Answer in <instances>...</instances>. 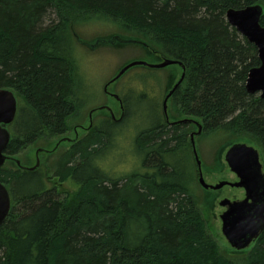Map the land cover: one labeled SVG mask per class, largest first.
Listing matches in <instances>:
<instances>
[{
	"label": "trees",
	"instance_id": "obj_1",
	"mask_svg": "<svg viewBox=\"0 0 264 264\" xmlns=\"http://www.w3.org/2000/svg\"><path fill=\"white\" fill-rule=\"evenodd\" d=\"M255 4L264 0H0V88L19 99L6 153L68 131L83 92L74 27L98 19L185 67L170 98L171 122L195 119L200 135L254 145L264 164V97L246 87L261 61L226 18L229 9ZM172 66L182 76V66ZM157 92L143 82L136 102ZM119 96L121 117L98 119L54 163V176L73 187V197H62L40 168H0L12 198L0 225V264H264V232L235 254L209 232L198 205L193 124L169 123L161 100L137 115L132 99ZM103 123L120 136L116 156H100L112 138Z\"/></svg>",
	"mask_w": 264,
	"mask_h": 264
},
{
	"label": "rangeland",
	"instance_id": "obj_2",
	"mask_svg": "<svg viewBox=\"0 0 264 264\" xmlns=\"http://www.w3.org/2000/svg\"><path fill=\"white\" fill-rule=\"evenodd\" d=\"M74 29L78 37L84 42H79L76 50V58L80 65L79 84L82 85L81 89L83 88V92L80 93L77 101L78 110L68 119L69 128L64 135H45L36 143L18 153L16 157L21 160L23 165L34 166L36 164L35 153L39 148L51 149L61 138H74V128L76 126L89 125V113L93 108L108 105L113 110L115 116L117 118L120 117L119 102L116 98L105 92V86L109 84L110 80L124 65L131 61L144 60L149 63H158L163 60V57L152 51L149 46L140 43L139 40L142 38L119 31L120 28L118 29L112 22L98 19L81 20ZM180 77V67L177 66H169L162 69L135 67L123 75L116 83H111L109 90L118 95H120L121 91L126 96L128 95L133 102L132 109L138 115L139 108L143 107L150 111L156 105L154 104L155 101L157 104L160 100L163 102L165 97H163L164 83L166 82V94ZM143 82H145L146 86L158 89L156 99H153V95H151L143 103L136 102L135 88ZM137 115H132L129 120V128L133 130L136 129L133 126ZM101 117L111 118L107 110H100L95 113L93 123H96ZM101 127L109 129L112 138L108 148L100 151V156L101 158H105L109 154L115 155L116 149L121 142L120 136H116L114 128H111L107 123H103ZM9 129L12 130L11 127ZM196 130H198V126L193 124L191 132ZM126 131L125 128L124 133ZM85 134V132L80 131L79 138H82ZM199 136L195 140L202 160L206 181L210 184H216L218 181L225 179L229 181L237 180L236 174L231 171L225 160V153L232 141L223 142L226 137L222 133ZM70 146L71 142L65 141L49 156H46L44 153L41 154L39 168L44 171L47 179L57 187L62 197H67V195L73 197L74 191L69 183H62L59 177L54 176V163ZM127 158L130 159V157ZM5 166V168L18 169L15 161H8ZM199 187L200 197L198 205L205 216L209 232L216 238L224 251L230 254L246 253L247 250L237 251L233 249L223 235L220 215L225 208L219 204L225 197L231 199L243 198L245 196L244 189L227 186L220 191H208L204 190L201 186Z\"/></svg>",
	"mask_w": 264,
	"mask_h": 264
},
{
	"label": "water",
	"instance_id": "obj_3",
	"mask_svg": "<svg viewBox=\"0 0 264 264\" xmlns=\"http://www.w3.org/2000/svg\"><path fill=\"white\" fill-rule=\"evenodd\" d=\"M263 15L264 5L262 4L250 5L241 9L232 8L226 13L228 22L257 47L261 64L250 70L246 87L248 92L253 94L259 93L262 97H264V26L261 24ZM141 42L143 45H147V43ZM172 65H180L184 71L180 79L164 97V113L169 123L177 124L188 122L198 125V130L191 133V144L198 168V182L204 190H218L227 184L231 187L243 188L245 190L244 198L234 200L224 198L219 204L225 208L220 215L223 235L233 249L237 251L246 250L250 248L264 232V164L259 148L246 142L232 143L225 153V160L238 179L236 181L223 180L217 184H210L206 181L202 160L195 140L196 136L202 133L203 125L191 118H185L174 122H171L169 119L170 98L185 78V67L179 60L163 57V60L158 63H149L144 60L131 61L124 65L110 80L109 84L105 86V92L116 98L120 105L121 114H123L121 97L109 90L110 84L116 83L123 75L135 67L162 69ZM18 109L19 99L16 93L10 88H0V168L5 166L8 161H15L20 169L28 171L36 170L41 164V153L49 156V154L55 152L65 141L74 143L79 139L78 127H75V138H61L51 149L39 148L35 153L36 164L34 166L23 165L19 158L10 156L6 153L12 140V133L9 127L14 123L18 114ZM105 109L112 110L108 105H103L93 108L90 111L89 125L87 127L80 125L83 132L87 133L92 128L95 113L100 110L104 111ZM11 206L12 198L10 191L8 187L0 181V225L8 217Z\"/></svg>",
	"mask_w": 264,
	"mask_h": 264
},
{
	"label": "flooded vegetation",
	"instance_id": "obj_4",
	"mask_svg": "<svg viewBox=\"0 0 264 264\" xmlns=\"http://www.w3.org/2000/svg\"><path fill=\"white\" fill-rule=\"evenodd\" d=\"M105 110H107V112H109L110 113V116L112 117V119H119L120 117H121V115L122 114H120V117H116L115 116V114H114V112H113V110H108V109H105ZM121 111V110H120ZM195 124V123H194ZM93 125V124H92ZM195 125H197V124H195ZM198 126V125H197ZM76 127H78V131L80 132V131H83L81 128H80V125L79 126H76ZM87 127V126H86ZM195 132V131H194ZM74 133H75V128H74ZM75 136H76V134H75ZM75 138V137H74ZM73 139V138H72ZM69 142H71V141H69ZM72 143V142H71ZM42 154V153H41ZM41 154H40V159H41ZM226 180V179H225ZM221 181H223V180H220V181H218V182H221ZM236 181V180H235ZM217 184V183H216ZM227 186H230V185H225L224 187H222L221 189H218V190H215V191H220V190H223L225 187H227ZM210 191H212V190H210ZM245 191V190H244ZM245 197V196H244ZM243 197V198H244ZM225 198H229V197H225ZM229 199H231V198H229ZM236 199H242V198H236ZM232 200H234V199H232Z\"/></svg>",
	"mask_w": 264,
	"mask_h": 264
}]
</instances>
